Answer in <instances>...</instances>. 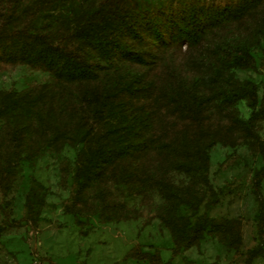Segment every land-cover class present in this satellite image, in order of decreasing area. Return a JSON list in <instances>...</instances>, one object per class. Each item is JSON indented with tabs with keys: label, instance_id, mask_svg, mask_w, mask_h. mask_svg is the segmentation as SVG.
<instances>
[{
	"label": "trees",
	"instance_id": "1",
	"mask_svg": "<svg viewBox=\"0 0 264 264\" xmlns=\"http://www.w3.org/2000/svg\"><path fill=\"white\" fill-rule=\"evenodd\" d=\"M66 1L69 0H0V61H26L49 69L81 91L83 83L91 82L90 93L83 91L76 100L80 112L91 105L93 111L91 119H84L88 135L75 158L73 187L64 202V212L86 208V212L101 222L115 218L116 209L123 207L124 202L111 197L102 176L111 174L124 190L134 188L144 180L151 150H155L160 163L178 171L194 172L208 168V144L220 139L229 144L252 141L263 159L251 177L252 192L258 200V240L246 250L245 264H252L254 257L264 255V197L260 191L264 178V140L254 129L255 121L261 116L262 102L257 83L246 81L216 90V78L202 77L175 80L171 85L140 87L132 85L117 71L130 56L157 66L163 76L174 78L175 70L164 65V51L146 53L142 48L163 43L168 37L174 43L186 40L192 45L213 30L227 36L254 22L264 25V0H162L160 3L95 0L92 7L73 18L70 26L43 27L37 23L47 10ZM173 31H176L174 37L170 36ZM217 53L223 68H264V51L259 64L254 55L239 46L220 48ZM106 63L119 80L113 93H104L103 85H97V77ZM47 86L50 85L38 83L20 90H0V117L6 125L10 148V155L4 160L0 158L3 193L9 189L22 159L56 143L62 133L76 125L75 118H64L65 107L61 105L58 111L64 119L57 124H49L47 120V132L42 140L33 150L25 146V133L30 127L28 114L45 99L60 98L58 87ZM240 98L251 109L246 121L233 116L229 109ZM93 182L98 187L97 202L89 204L85 195ZM188 202L195 212L194 200ZM156 213L171 232L172 254L194 242L207 227H225L231 233L228 243L234 247L240 243L239 219L224 222L201 214L191 220L188 215L169 213L162 205ZM123 258L148 264H172L171 258L163 260L159 250L143 249L139 242L128 248Z\"/></svg>",
	"mask_w": 264,
	"mask_h": 264
},
{
	"label": "rangeland",
	"instance_id": "2",
	"mask_svg": "<svg viewBox=\"0 0 264 264\" xmlns=\"http://www.w3.org/2000/svg\"><path fill=\"white\" fill-rule=\"evenodd\" d=\"M94 1H66L47 10L37 23L43 27L70 26L73 18L92 7ZM175 34L173 31L170 36ZM163 41L142 49L156 54L164 51V65L175 70L174 78L163 76L157 66L130 56L122 62L125 66L117 73L140 87L209 77L217 79L216 90H224L238 83L254 81L258 86L259 101H262L261 116L255 121L254 129L264 140V68H223L217 53L220 48L239 46L254 55L259 64L264 51V25L254 22L227 36L213 30L192 45L186 40L174 43L169 37ZM100 73L97 85H103L104 93H113L119 85L114 70L106 63ZM38 83L58 87L60 98L53 101L45 99L39 103L38 109L28 114L26 120L30 127L25 133V146L33 150L42 140L47 132V120L49 124H57L68 116L76 119V125L62 133L56 143L22 159L9 189L5 193L0 191V264H30L34 253L39 255L42 264H148L123 258L126 250L137 242L143 249L159 250L162 259L171 258L172 264L246 263V250L258 240V200L252 192L251 177L254 168L263 163L252 141L240 140L229 144L220 139L208 144V168L194 172L178 171L160 163L155 150H151L144 180L134 188L124 190L111 174L102 176L111 197L124 202L123 207L116 209L115 218L101 222L86 212V208L65 213L64 202L73 187L75 158L88 135L84 119H91L93 111L91 105L80 112L76 100L83 91L90 93L91 82L83 83L81 91L49 69L32 66L26 61H0V90H20ZM61 105L65 107L64 118L58 111ZM229 109L242 121L250 118L251 109L243 98L236 100ZM5 128L4 119L0 117L1 160L10 155ZM97 188L95 182L88 187L87 203L97 202ZM260 191L264 197V178ZM189 199L197 205L195 212L189 205ZM160 205L171 214L188 215L191 220L201 214L224 222L239 219L240 243L236 247L228 243L231 233L225 227H207L194 242L172 254L171 232L156 213ZM31 216L35 220H28ZM252 264H264V255L254 257Z\"/></svg>",
	"mask_w": 264,
	"mask_h": 264
},
{
	"label": "built area",
	"instance_id": "3",
	"mask_svg": "<svg viewBox=\"0 0 264 264\" xmlns=\"http://www.w3.org/2000/svg\"><path fill=\"white\" fill-rule=\"evenodd\" d=\"M30 264H42L41 259L37 253L33 254Z\"/></svg>",
	"mask_w": 264,
	"mask_h": 264
}]
</instances>
